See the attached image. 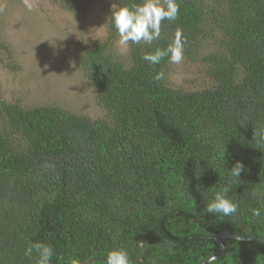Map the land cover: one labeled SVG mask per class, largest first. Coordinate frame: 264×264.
<instances>
[{
    "label": "trees",
    "instance_id": "trees-1",
    "mask_svg": "<svg viewBox=\"0 0 264 264\" xmlns=\"http://www.w3.org/2000/svg\"><path fill=\"white\" fill-rule=\"evenodd\" d=\"M178 3V19L162 21L151 46L129 42L125 61L110 48L118 35L111 10L107 39L77 56L100 117L0 100V264H36L35 252L25 255L32 242L53 247L52 264L93 253L102 264L114 247L132 264H198L218 252L219 233L264 238V0ZM86 7L69 1L64 9ZM178 29L184 75L199 70L191 90L170 85L167 57L142 59ZM208 42L215 46L204 50ZM237 161L240 181L229 173ZM229 183L238 212H204ZM223 243L216 264H264V244Z\"/></svg>",
    "mask_w": 264,
    "mask_h": 264
},
{
    "label": "rangeland",
    "instance_id": "rangeland-1",
    "mask_svg": "<svg viewBox=\"0 0 264 264\" xmlns=\"http://www.w3.org/2000/svg\"><path fill=\"white\" fill-rule=\"evenodd\" d=\"M69 1L86 3L87 9L83 14L69 12L64 9ZM33 4L28 11L23 0H0V51L4 45L8 47L2 55L4 65L0 63V100L100 117L93 89L77 70L76 58L84 48L107 39V17L116 0H33ZM118 41L119 34L110 48L119 61H125L127 47ZM214 46L208 42L204 50ZM11 61L16 64L14 72L5 68ZM182 63L185 59L180 64L170 63L167 80L170 85L191 90L189 81L199 70L191 69V74L184 75L187 66Z\"/></svg>",
    "mask_w": 264,
    "mask_h": 264
},
{
    "label": "clouds",
    "instance_id": "clouds-1",
    "mask_svg": "<svg viewBox=\"0 0 264 264\" xmlns=\"http://www.w3.org/2000/svg\"><path fill=\"white\" fill-rule=\"evenodd\" d=\"M23 3L28 11H32L34 7L33 0H23ZM179 14L180 5L178 0H138V2L130 5L121 3L116 8H111V23L119 34L118 43L120 46L127 47L129 42L133 45L143 43L151 46L161 36L162 21H175L178 19ZM186 42L182 31L178 29L167 47H158L154 51L145 52L142 59L150 65H157L167 57L170 63L180 64L184 59ZM154 79L156 81L163 80L164 73L162 71L157 72ZM244 170L243 163L237 161L229 170V173L236 180H239ZM230 191H232V184L223 185L213 194L212 199L206 202L204 212L214 216L219 214L223 217H231L236 214L239 204L235 199L229 197L228 193ZM251 212L257 218L262 215L260 208L251 209ZM33 252L36 253V264H52L54 249L50 244L32 242L26 248L25 255L32 257ZM95 257H97L95 253L86 256L84 259L69 254L67 259L64 260V264H96L97 259ZM102 257H106V259H101L102 264H132L127 249L122 247L111 248ZM216 261V256L211 254L206 258L201 257L200 264H216Z\"/></svg>",
    "mask_w": 264,
    "mask_h": 264
},
{
    "label": "water",
    "instance_id": "water-1",
    "mask_svg": "<svg viewBox=\"0 0 264 264\" xmlns=\"http://www.w3.org/2000/svg\"><path fill=\"white\" fill-rule=\"evenodd\" d=\"M224 239H232V240H238V241H246V242H255V243H261L264 244V238L260 237H245V236H239L235 234H230L228 232H222L215 236L214 241L216 245L218 246V252L215 254L216 258L218 259L224 252ZM200 264V263H198Z\"/></svg>",
    "mask_w": 264,
    "mask_h": 264
}]
</instances>
